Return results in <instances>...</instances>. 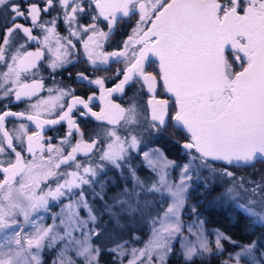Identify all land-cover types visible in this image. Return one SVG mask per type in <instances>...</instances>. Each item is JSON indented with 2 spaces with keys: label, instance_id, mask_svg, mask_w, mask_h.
<instances>
[{
  "label": "snow or ice",
  "instance_id": "6c2138e0",
  "mask_svg": "<svg viewBox=\"0 0 264 264\" xmlns=\"http://www.w3.org/2000/svg\"><path fill=\"white\" fill-rule=\"evenodd\" d=\"M137 14L123 48L102 51L121 20ZM74 39L94 73L123 64L119 82L109 88L106 77L80 71L87 99L63 86L30 103L44 90L34 77L75 65ZM136 85L147 90V114L135 101L125 108L111 99ZM13 97L35 114L0 112V264H102L105 256L110 264H169L173 256L178 264H210L224 241L238 251L221 264H264V233L242 244L209 231L189 204L194 178H203L196 186L209 195L219 187L216 201L243 217L245 234L264 228V0H0L4 109ZM41 108L57 118L40 119ZM76 112L99 122L90 141ZM9 117H26L36 130L29 135L20 123L9 131ZM64 122L60 144L45 141V127ZM168 129L183 133L175 143L187 163L161 148L143 150L146 135L163 138ZM55 206L60 211L46 223Z\"/></svg>",
  "mask_w": 264,
  "mask_h": 264
},
{
  "label": "trees",
  "instance_id": "16d2710c",
  "mask_svg": "<svg viewBox=\"0 0 264 264\" xmlns=\"http://www.w3.org/2000/svg\"><path fill=\"white\" fill-rule=\"evenodd\" d=\"M133 25V22H128L127 19L119 23L118 26H121V29H123V31L120 32L116 29V35L113 36L116 39L111 42L112 48L115 47V43L119 38L122 45V41L127 38L128 29H130V27H132ZM152 67L155 66L152 65ZM67 68L70 69V72L66 71L65 69H63L62 71H58L59 77L56 80H58V83L61 87L67 86L69 89L74 90L76 95H81L84 99H86L87 96L91 94V91L87 90L85 87H82L81 82L76 80V74L80 71L87 72L91 70H88L84 66V64H76L75 66H70ZM99 73L95 74V76H98ZM43 74V81L45 82L46 86H49V84H52L55 81L52 80V77H49L50 72L45 71ZM123 99L124 100L122 101V107L127 108L133 101H135L137 104L142 105L144 107L145 114H147V95L144 90L143 92H140L139 89H136L130 93L128 91V94H124ZM6 103H8V100L0 101V112L8 109L21 111L24 108V105L22 104L14 108L9 107L8 109H4L2 105ZM79 126L81 128V131L84 132L86 141H90L89 137H95V133L100 131L98 123L96 121H92V119H85V121L80 120ZM181 136H183V133H173L171 129H168L165 132L164 137L156 138V140L152 143V146L161 148L165 152L168 159L174 160L178 164L185 163L188 157L183 155V150L179 148L175 143V141ZM196 182L197 184H203V178H201L200 181ZM219 192L220 188L217 187L209 195L205 193L203 187H197L195 184L190 190L189 203L197 204L198 210L203 214L201 218L207 221L206 227L208 228V230L212 231L214 229H220L221 231H224L227 235H230L234 240H237L242 244L249 243L252 240L261 237V234L264 233V228L260 227H257L251 235L245 234V221L243 217L238 216V214L233 208H230L226 205H221L216 201V197ZM261 243H264V239L261 240ZM224 245L227 249L229 248V246L230 248H233L227 241H224ZM173 261L174 260L171 258L169 263H172ZM210 264L220 263L218 261H213Z\"/></svg>",
  "mask_w": 264,
  "mask_h": 264
},
{
  "label": "rangeland",
  "instance_id": "374dc122",
  "mask_svg": "<svg viewBox=\"0 0 264 264\" xmlns=\"http://www.w3.org/2000/svg\"><path fill=\"white\" fill-rule=\"evenodd\" d=\"M56 13H55V11H52L48 16H45V19H48V18H50V16L51 15H55ZM127 19V18H126ZM138 19V14L136 15V16H133L132 18H130V19H127V21L128 22H133V27L135 26V22H136V20ZM131 20V21H130ZM121 21H125V19L124 20H121ZM30 23V22H29ZM58 24H59V32H60V34L61 35H67L68 33H67V31L64 29V27H63V21H62V19L61 20H59L58 21ZM132 27V28H133ZM102 28H103V30H105V31H107V28H106V26H102ZM132 28H131V30H132ZM131 33V32H130ZM129 33V34H130ZM34 34H36V35H38V38H39V30H35L34 31ZM87 37H85V39H86ZM112 39V38H111ZM111 39L109 40V41H107V43L105 44V47L102 49V51H104V52H108L107 50H108V45H109V43H111L110 41H111ZM74 43H76L77 44V49L75 50V55L73 56V60L75 61V65L76 64H86L87 65V68H88V70H91V71H87L86 72V74L87 75H89L91 78H95V74H98L99 72L101 73H99V75L98 76H102V77H106L107 79H106V84H105V86L106 87H109V88H111V87H114L115 86V83H118L119 82V80H117V79H114V76H115V72H116V69H117V67H119L120 65H116V64H113L112 66H111V68H110V70L109 71H98V72H95L94 73V70H93V68H92V66H90L87 62H86V60H84V59H82V57H83V48L79 45V41H77V40H75L74 39V41H73ZM37 44L35 43V42H32V44H31V47L28 49L29 51H35L36 50V48H37ZM53 48H55V44L53 43ZM45 51V61H44V64H47V61H48V59L50 58V54H48L47 53V49H45L44 50ZM112 51H114V50H112ZM112 51H109V52H112ZM74 65V66H75ZM121 65H123V64H121ZM70 66H73L72 64H69V65H67V67H70ZM124 66V65H123ZM64 68H60V69H57V71H56V73H52L51 72V69H47V70H45V71H47V72H50V78L52 77L53 79L52 80H55L52 84H49V86H46V84H45V82H44V90H42V91H39L38 92V94H37V96L36 97H33L32 99H31V101H30V103H37V101L39 100V99H47V97L49 96V93L47 92V88H56V87H61L60 86V84L58 83V80H56V79H58V77H59V75H58V71H62ZM149 70H151V68L149 69ZM45 71H42L41 73H40V75L39 76H37V77H34L35 79H41V78H44V72ZM123 78V75L121 74V76H120V79H122ZM31 80H32V78H26L25 79V82L26 83H31ZM113 80H114V82H113ZM110 82H112V83H114V85H108V83H110ZM137 86V85H136ZM94 87V86H93ZM136 89H139V85L137 86V88H133V87H131V88H129L127 91H126V94H128V91H129V93L130 92H132V91H134V90H136ZM144 91H145V93H146V95H147V99H148V94H147V90L146 89H144ZM92 94V93H91ZM90 94V95H91ZM53 95H55V93H53ZM96 95H97V97H99V95H100V92H99V89L97 88L96 89ZM13 99V102H15L14 101V97L12 98ZM70 99V97H67V98H65V101H67V100H69ZM87 99V98H86ZM111 99L113 100V102L114 103H117V104H120L121 106H122V101L124 100L123 99V94H118V95H116V93H114L113 94V97H111ZM16 104H18V105H24V108H23V110H21V111H25L26 112V115L27 114H35V110H32V109H30L29 108V101H27V100H25L24 102H15ZM93 105H94V107H93V111H97V112H99L100 111V107H101V104H100V100L99 99H96V100H94L93 101ZM64 107H65V110L67 109V103L65 102V104H64ZM9 110V109H8ZM10 111H14V112H21V111H16V110H10ZM40 112H41V115H40V119H51V118H57L56 116H48L47 115V113H45L44 111H43V108H41L40 109ZM146 113H147V101H146ZM74 118L75 119H77V121L79 122L80 120H84V119H86V118H82V117H80L79 116V112H76L75 114H74ZM8 119V123L6 124V128L9 130V131H11L12 129H13V127L15 126V127H18L19 126V124L20 123H25V124H27V125H29V135L31 134V132L32 131H35L36 130V128H35V124H33L32 122H30V121H28L27 119H26V117H24V118H21V119H19V120H17L15 117H9V118H7ZM90 119H91V117H90ZM85 121V120H84ZM92 121H95V120H93L92 119ZM97 122V121H96ZM98 123V125H99V122H97ZM66 132H67V123L66 122H64L62 125H56V126H46L45 127V130H44V132L42 133L43 134V136H44V139H45V141H47L49 138H51V142L53 143V144H55V145H59L60 144V140L64 137V135L66 134ZM83 132V131H82ZM89 137V136H88ZM89 138H94V137H89ZM86 140V139H85ZM88 140V139H87ZM156 140V138H148V137H146L145 136V139H144V144L142 145V148H143V150H145V151H147L148 149H150V148H157V147H155V146H152V143L154 142ZM72 144H75V139H73L72 140ZM67 147V150H71L70 149V147H68V146H66ZM65 154H67L66 152H65ZM80 159H83V157H79ZM187 161H188V159H187ZM187 161L185 162V163H187ZM179 164H181V163H179ZM182 164H184V163H182ZM181 164V165H182ZM178 173H179V169H176L175 171H174V173H173V178L175 179V178H178ZM150 173H148V171L146 170V169H143V170H141V175L142 176H147V175H149ZM194 184L195 185H197V182H196V180H195V178H194V180H193V186H194ZM65 203H67V201L65 200L64 201ZM190 204V203H189ZM191 205V204H190ZM60 211V208H59V206H55V207H52L51 209H50V211H49V213H46V214H44L45 216H46V223H52V220H51V213H53V212H59ZM190 213H189V215H186L185 217H184V219H185V221H188L189 220V218H190ZM211 239H214V237H210ZM224 243V242H223ZM176 247H179V245H176ZM235 251H238V249H233V248H230V246H229V248L227 249L226 248V246H225V251H223V253L222 254H217L215 257H213V258H211V260H210V263L211 262H213V261H218L220 264H221V261H223V260H226V259H228V257H229V253L231 252V253H234ZM172 259L174 260L172 263H169V264H177L178 262H177V259H176V257L175 256H173L172 257ZM102 264H110V257H107V256H105V257H102Z\"/></svg>",
  "mask_w": 264,
  "mask_h": 264
},
{
  "label": "flooded vegetation",
  "instance_id": "af4514ba",
  "mask_svg": "<svg viewBox=\"0 0 264 264\" xmlns=\"http://www.w3.org/2000/svg\"><path fill=\"white\" fill-rule=\"evenodd\" d=\"M119 25V24H118ZM117 25V30L118 31H120V32H122L123 31V29H121V26H118ZM133 27V26H132ZM132 27H130V29H128V34L131 32V28ZM119 32V33H120ZM114 35H116V34H114ZM113 35V36H114ZM116 38H114V37H112V39H111V41L110 42H113V40H115ZM118 46H119V49H122L123 48V44L121 45V42H120V38L119 39H117V42L115 43V47L114 48H112V44L111 43H109V45H108V52L109 51H112V50H117V48H118ZM84 66L87 68V65L86 64H84ZM155 66V65H154ZM123 67V65H121L120 64V66H119V68H122ZM118 68V67H117ZM154 68V67H153ZM88 69V68H87ZM113 82H114V80H113ZM108 85L110 86V85H114V83H112V82H110V83H108ZM138 86V85H137ZM137 86H135V87H133L134 89L135 88H137ZM129 88L128 87H126V90H125V93H126V91L128 90ZM116 95H118V93H116ZM123 96H124V94H123ZM113 97V96H112ZM122 103V102H121ZM16 106H18V104H16L15 102H13V103H11L10 104V106L9 107H11V108H14V107H16ZM86 119H90V117H88V118H86ZM91 119H93V118H91ZM85 120V119H84ZM94 120V119H93Z\"/></svg>",
  "mask_w": 264,
  "mask_h": 264
}]
</instances>
